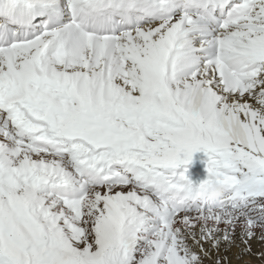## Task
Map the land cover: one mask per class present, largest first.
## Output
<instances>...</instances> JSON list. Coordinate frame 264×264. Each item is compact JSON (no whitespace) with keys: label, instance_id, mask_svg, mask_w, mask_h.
Listing matches in <instances>:
<instances>
[{"label":"snow or ice","instance_id":"6c2138e0","mask_svg":"<svg viewBox=\"0 0 264 264\" xmlns=\"http://www.w3.org/2000/svg\"><path fill=\"white\" fill-rule=\"evenodd\" d=\"M253 240L264 0H0V264H264Z\"/></svg>","mask_w":264,"mask_h":264},{"label":"rangeland","instance_id":"374dc122","mask_svg":"<svg viewBox=\"0 0 264 264\" xmlns=\"http://www.w3.org/2000/svg\"><path fill=\"white\" fill-rule=\"evenodd\" d=\"M204 155L207 157V155L203 152H196L193 154L192 161L189 164V166H186L188 172H192V174H195V178H198L200 182L205 180L207 178V159H204ZM202 161V162H201ZM185 169V165L181 164L177 172H182ZM252 245V251L253 253H259L261 251H264V242L253 240L251 242ZM227 256L230 259H235L237 261V264H261V260L258 258L257 255H244L241 254V251L239 248L233 247L227 252ZM233 256V257H232ZM232 257V258H231ZM251 259V260H250ZM248 260V261H247ZM253 260V261H252ZM254 262V263H253ZM233 264V263H230Z\"/></svg>","mask_w":264,"mask_h":264},{"label":"clouds","instance_id":"9594fccd","mask_svg":"<svg viewBox=\"0 0 264 264\" xmlns=\"http://www.w3.org/2000/svg\"><path fill=\"white\" fill-rule=\"evenodd\" d=\"M206 192L209 198L213 200L221 198L224 194L220 177L216 176L214 173L207 185Z\"/></svg>","mask_w":264,"mask_h":264},{"label":"bare ground","instance_id":"6f19581e","mask_svg":"<svg viewBox=\"0 0 264 264\" xmlns=\"http://www.w3.org/2000/svg\"><path fill=\"white\" fill-rule=\"evenodd\" d=\"M204 159H208V157H206L205 155H204ZM202 162V161H201ZM192 163H193V161H192ZM205 168H207L206 166H204ZM263 249H264V247H263ZM233 257V256H232ZM231 257V258H232ZM235 259H237V258H235ZM235 259H230L229 258V260H230V263H233V264H237V261L235 260ZM251 260V259H250ZM248 261V260H247ZM253 261V260H252ZM254 263V262H253ZM205 264H210V262L209 261H205ZM255 264V263H254Z\"/></svg>","mask_w":264,"mask_h":264}]
</instances>
